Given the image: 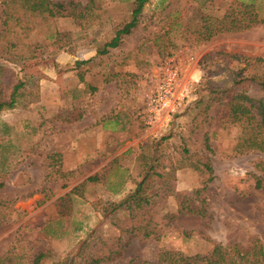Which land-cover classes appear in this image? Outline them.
<instances>
[{
	"label": "rangeland",
	"instance_id": "1",
	"mask_svg": "<svg viewBox=\"0 0 264 264\" xmlns=\"http://www.w3.org/2000/svg\"><path fill=\"white\" fill-rule=\"evenodd\" d=\"M129 1L94 0L100 8L79 24L33 15L21 0H0L3 96L21 83L13 106L0 110V264H33L37 254V264H68L93 229L127 242L119 256L97 264H158L162 249L204 257L212 242L247 248L253 237L264 248V151L234 148L241 127L229 122L223 104L196 105L202 74L212 70L211 80L229 86L242 56L262 58L264 71V23L206 38L223 23L230 0H149L132 33L96 55ZM259 6L264 14V0ZM169 60L179 72L175 108L148 123L146 98ZM117 107L133 110L121 132L111 124ZM81 114H88L84 122ZM181 138L189 153L212 167L213 178L199 195L205 216L177 213L176 195L201 179L184 165ZM143 171L160 174L146 182L153 195L147 237L114 229L103 214L108 202L134 189ZM95 173L97 181H84ZM42 177L47 182L40 189Z\"/></svg>",
	"mask_w": 264,
	"mask_h": 264
},
{
	"label": "trees",
	"instance_id": "2",
	"mask_svg": "<svg viewBox=\"0 0 264 264\" xmlns=\"http://www.w3.org/2000/svg\"><path fill=\"white\" fill-rule=\"evenodd\" d=\"M21 1L23 8L33 13V15L42 18L70 17L75 23L79 24L82 19L90 15L89 13L93 8H100L99 5H94V0H87L85 5H81L74 0H67L66 2H54L52 0ZM148 1L130 0L128 2V8L124 16L114 26L110 37L95 47L96 55H103L107 53L108 49L118 47L132 33L140 24L143 6ZM259 4L260 0H230L223 16V23L212 30L211 28L207 30L206 38L218 32L238 31L247 29L252 25L264 23L263 6L261 7ZM1 12L4 14L1 24L6 26L8 14H6L4 8ZM14 25H17L16 22ZM17 45V42H10L9 44L12 48H16ZM241 60L244 62L243 66L233 72L232 84L229 86L221 84L218 80H211L208 73H211L212 70L202 74L198 83L203 86V89L200 90V97L196 105L204 103L203 110H205L210 107L213 101L216 104H223V108L228 111L227 119L229 122L241 127V135L238 138L239 143L237 142L234 148L241 150L246 147V149L264 151V71L260 67L262 58L242 56ZM2 69L7 70L6 68ZM20 86L21 83L18 81L13 83L5 97V95L3 96V83L0 82V110L13 106L16 91ZM249 90L259 93V96H250ZM178 149L183 154L184 160H187L184 164L185 167L195 170L201 179L197 187L187 193L176 195L177 213L192 212L195 215L205 216L204 199L199 198V195L213 178L211 164L206 157L189 153L188 148L184 145L183 138H181ZM145 166L146 164H144ZM151 175L160 176L155 171H151V174L145 172L140 180L135 182L134 189L122 200L116 203H107V208H104L103 214L106 215L109 226L119 229L121 232H137L143 237H147L152 233V229H148L151 217L147 214L146 209L152 206L151 199L153 195L149 192L150 186L146 184ZM98 177V174L95 173L85 177L84 181H97ZM76 187H72L68 193H74ZM58 199L62 200L63 198ZM191 200H198L199 205L196 208L189 206L188 202ZM125 224L128 225L127 228L123 227ZM108 237L112 240L109 241ZM126 243L121 242L119 236H104L102 229H93L78 244L68 264H97L108 261L119 256ZM40 257L41 254H37L33 264H37ZM157 263L264 264V248L259 239L253 237L247 248L241 247L238 243L212 242L207 256L204 257L198 254L186 255L178 250L162 249L157 254Z\"/></svg>",
	"mask_w": 264,
	"mask_h": 264
},
{
	"label": "built area",
	"instance_id": "3",
	"mask_svg": "<svg viewBox=\"0 0 264 264\" xmlns=\"http://www.w3.org/2000/svg\"><path fill=\"white\" fill-rule=\"evenodd\" d=\"M178 84V68L170 60L166 61L161 66L156 85L146 98L144 109L148 123L155 122L162 111L174 110Z\"/></svg>",
	"mask_w": 264,
	"mask_h": 264
},
{
	"label": "crops",
	"instance_id": "4",
	"mask_svg": "<svg viewBox=\"0 0 264 264\" xmlns=\"http://www.w3.org/2000/svg\"><path fill=\"white\" fill-rule=\"evenodd\" d=\"M198 75V74H197ZM140 102H141V104H142V101L140 100ZM117 109L118 110H120V108L119 107H117ZM133 110H130V108L127 110V111H125V110H120V111H115L114 112V114H112V116H113V121L111 122V124L113 125V126H116L117 127V129L114 131V132H121L122 130H124V129H126L127 127H126V123H130L132 120H133V115L131 114V112H132ZM128 112H130L129 114H128ZM86 115H88V114H86ZM86 115L85 114H81V115H79V121H82L83 120V122L85 121V118H86ZM108 117H111V114H110V116H108ZM99 119V118H98ZM96 120H94V122H95ZM67 122H70L69 121V119H67ZM105 123V122H104ZM103 122L102 123H100L101 125H100V127L103 129V127H104V124ZM87 123H85V125L83 126V127H81L79 130H77L78 131V133H81L82 134V132L83 131H86V127H87ZM91 125V124H90ZM104 130V129H103ZM77 133V132H76ZM70 149V148H69ZM88 152H90V150H88ZM91 155V154H90ZM85 179V178H84ZM13 182H14V180H12V184H13ZM47 182V180L45 179L44 180V177H42V180H41V184H40V189H42V187H43V184H45ZM10 183V184H11ZM73 187V186H72Z\"/></svg>",
	"mask_w": 264,
	"mask_h": 264
}]
</instances>
